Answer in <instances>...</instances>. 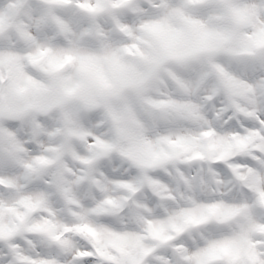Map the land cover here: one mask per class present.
Masks as SVG:
<instances>
[{
	"label": "snow or ice",
	"instance_id": "snow-or-ice-1",
	"mask_svg": "<svg viewBox=\"0 0 264 264\" xmlns=\"http://www.w3.org/2000/svg\"><path fill=\"white\" fill-rule=\"evenodd\" d=\"M0 264H264V0H0Z\"/></svg>",
	"mask_w": 264,
	"mask_h": 264
}]
</instances>
